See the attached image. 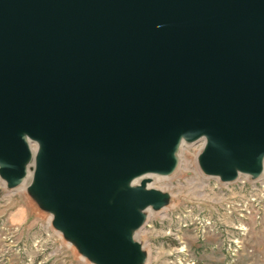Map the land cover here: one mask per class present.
I'll return each instance as SVG.
<instances>
[{"label":"water","instance_id":"1","mask_svg":"<svg viewBox=\"0 0 264 264\" xmlns=\"http://www.w3.org/2000/svg\"><path fill=\"white\" fill-rule=\"evenodd\" d=\"M264 173V0H0V177L94 264H143L148 185ZM32 145H35L33 150Z\"/></svg>","mask_w":264,"mask_h":264},{"label":"rangeland","instance_id":"2","mask_svg":"<svg viewBox=\"0 0 264 264\" xmlns=\"http://www.w3.org/2000/svg\"><path fill=\"white\" fill-rule=\"evenodd\" d=\"M203 144L183 141L171 173L149 174L148 185L168 191L169 199L147 207L135 230L143 264H264V173L230 181L207 175L197 163ZM32 164L15 187L0 177V264H94L28 193Z\"/></svg>","mask_w":264,"mask_h":264},{"label":"bare ground","instance_id":"3","mask_svg":"<svg viewBox=\"0 0 264 264\" xmlns=\"http://www.w3.org/2000/svg\"><path fill=\"white\" fill-rule=\"evenodd\" d=\"M33 150L35 149V145L32 146ZM29 163H33L32 160Z\"/></svg>","mask_w":264,"mask_h":264}]
</instances>
